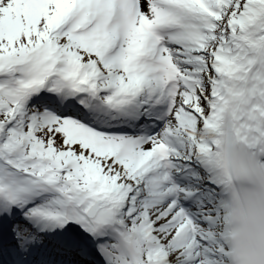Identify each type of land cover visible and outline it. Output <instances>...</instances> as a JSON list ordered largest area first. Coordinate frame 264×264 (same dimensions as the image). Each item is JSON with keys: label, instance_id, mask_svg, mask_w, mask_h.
Listing matches in <instances>:
<instances>
[{"label": "snow or ice", "instance_id": "obj_1", "mask_svg": "<svg viewBox=\"0 0 264 264\" xmlns=\"http://www.w3.org/2000/svg\"><path fill=\"white\" fill-rule=\"evenodd\" d=\"M244 160L264 0H0V264H228Z\"/></svg>", "mask_w": 264, "mask_h": 264}, {"label": "clouds", "instance_id": "obj_2", "mask_svg": "<svg viewBox=\"0 0 264 264\" xmlns=\"http://www.w3.org/2000/svg\"><path fill=\"white\" fill-rule=\"evenodd\" d=\"M221 174L228 264H264V166L244 160Z\"/></svg>", "mask_w": 264, "mask_h": 264}]
</instances>
